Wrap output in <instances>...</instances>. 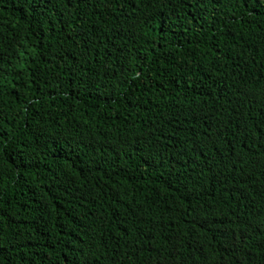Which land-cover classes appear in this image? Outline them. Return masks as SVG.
Returning a JSON list of instances; mask_svg holds the SVG:
<instances>
[{
	"label": "trees",
	"instance_id": "16d2710c",
	"mask_svg": "<svg viewBox=\"0 0 264 264\" xmlns=\"http://www.w3.org/2000/svg\"><path fill=\"white\" fill-rule=\"evenodd\" d=\"M0 264H264V0H0Z\"/></svg>",
	"mask_w": 264,
	"mask_h": 264
}]
</instances>
